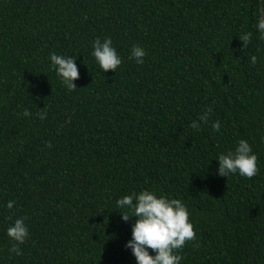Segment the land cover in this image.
Returning <instances> with one entry per match:
<instances>
[{
    "label": "trees",
    "instance_id": "1",
    "mask_svg": "<svg viewBox=\"0 0 264 264\" xmlns=\"http://www.w3.org/2000/svg\"><path fill=\"white\" fill-rule=\"evenodd\" d=\"M262 14L264 0H0V264H135L124 247L135 217L115 201L144 188L187 205L195 236L181 264H264ZM105 35L122 62L103 71L90 53ZM51 51L76 56L75 89ZM238 139L257 173L217 175ZM21 216L16 255L5 229Z\"/></svg>",
    "mask_w": 264,
    "mask_h": 264
},
{
    "label": "clouds",
    "instance_id": "2",
    "mask_svg": "<svg viewBox=\"0 0 264 264\" xmlns=\"http://www.w3.org/2000/svg\"><path fill=\"white\" fill-rule=\"evenodd\" d=\"M254 26L258 38L264 40V14L256 17ZM251 38V32H243L239 36L242 46L245 47ZM91 47L90 55L103 71L109 68L115 69L122 62L112 38L108 35L103 38L95 37ZM145 55V49L133 42L131 57L135 58L137 64L144 63ZM48 59L60 82L68 90L75 89L74 80L79 77L76 56L61 55L51 51ZM256 59L255 55L248 58L252 64L256 63ZM209 112H211L210 106L198 116V119L190 123V128L199 131L203 124L208 123ZM22 115L27 117L31 113L27 108H24ZM36 115L40 119H44L47 112L38 111ZM211 127L213 131H218L221 127L220 121H212ZM215 160L218 162L216 174L220 176L228 177L231 174H238L251 178L258 171L257 156L245 139H238L234 148L226 153H219ZM14 204L15 200H8L3 206L11 210ZM115 204L121 212L122 220L128 221L130 217H135V222L131 224V238L124 245L134 256L135 264H181L183 257L180 250L186 241H191L195 236L185 202L179 198L163 194L157 195L155 191L144 188L117 198ZM7 219L11 220V217L9 216ZM5 232L12 242L9 253L21 255L19 245L24 243L29 235L25 218L21 216L12 220Z\"/></svg>",
    "mask_w": 264,
    "mask_h": 264
}]
</instances>
